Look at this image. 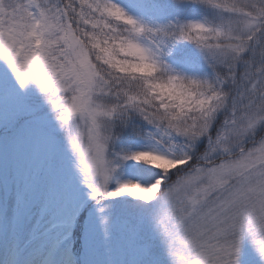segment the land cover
Returning <instances> with one entry per match:
<instances>
[{
  "label": "snow or ice",
  "instance_id": "snow-or-ice-1",
  "mask_svg": "<svg viewBox=\"0 0 264 264\" xmlns=\"http://www.w3.org/2000/svg\"><path fill=\"white\" fill-rule=\"evenodd\" d=\"M0 264H264V0H0Z\"/></svg>",
  "mask_w": 264,
  "mask_h": 264
}]
</instances>
